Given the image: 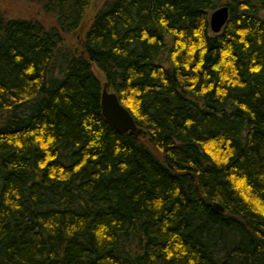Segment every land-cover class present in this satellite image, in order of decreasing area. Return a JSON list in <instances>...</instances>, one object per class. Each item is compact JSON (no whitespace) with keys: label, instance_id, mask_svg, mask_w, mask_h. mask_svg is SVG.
Here are the masks:
<instances>
[{"label":"trees","instance_id":"1","mask_svg":"<svg viewBox=\"0 0 264 264\" xmlns=\"http://www.w3.org/2000/svg\"><path fill=\"white\" fill-rule=\"evenodd\" d=\"M28 1L54 22L0 5V264H264V0Z\"/></svg>","mask_w":264,"mask_h":264},{"label":"water","instance_id":"2","mask_svg":"<svg viewBox=\"0 0 264 264\" xmlns=\"http://www.w3.org/2000/svg\"><path fill=\"white\" fill-rule=\"evenodd\" d=\"M229 14L228 5L222 4L213 9L209 16V25L212 31L217 32L225 24ZM101 111L104 118L120 132H133L137 135L141 128L137 126L132 114L121 104L114 90H108L105 85L100 97ZM212 207L223 210L218 202H213Z\"/></svg>","mask_w":264,"mask_h":264},{"label":"rangeland","instance_id":"3","mask_svg":"<svg viewBox=\"0 0 264 264\" xmlns=\"http://www.w3.org/2000/svg\"><path fill=\"white\" fill-rule=\"evenodd\" d=\"M102 0H92L93 10L100 5ZM2 9L8 15H23L38 18L45 25L49 26L54 22L51 14L44 11L38 4L28 0H0ZM68 41H74L72 36L66 35Z\"/></svg>","mask_w":264,"mask_h":264}]
</instances>
